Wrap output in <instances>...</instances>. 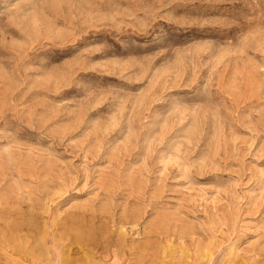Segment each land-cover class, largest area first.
Segmentation results:
<instances>
[{
    "label": "rangeland",
    "instance_id": "374dc122",
    "mask_svg": "<svg viewBox=\"0 0 264 264\" xmlns=\"http://www.w3.org/2000/svg\"><path fill=\"white\" fill-rule=\"evenodd\" d=\"M0 264H264V0H0Z\"/></svg>",
    "mask_w": 264,
    "mask_h": 264
}]
</instances>
